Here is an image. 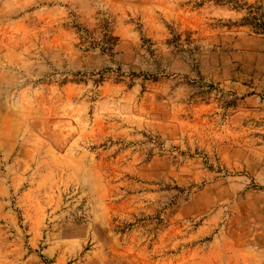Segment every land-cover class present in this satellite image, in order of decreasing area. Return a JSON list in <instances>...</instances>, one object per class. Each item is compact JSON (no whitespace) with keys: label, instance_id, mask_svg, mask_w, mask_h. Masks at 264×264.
I'll return each mask as SVG.
<instances>
[{"label":"rangeland","instance_id":"rangeland-1","mask_svg":"<svg viewBox=\"0 0 264 264\" xmlns=\"http://www.w3.org/2000/svg\"><path fill=\"white\" fill-rule=\"evenodd\" d=\"M0 264H264V0H0Z\"/></svg>","mask_w":264,"mask_h":264}]
</instances>
